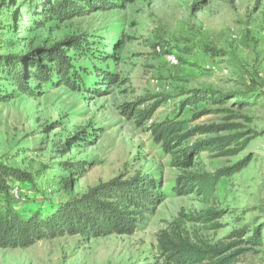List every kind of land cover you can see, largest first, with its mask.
I'll return each instance as SVG.
<instances>
[{
    "label": "rangeland",
    "instance_id": "rangeland-1",
    "mask_svg": "<svg viewBox=\"0 0 264 264\" xmlns=\"http://www.w3.org/2000/svg\"><path fill=\"white\" fill-rule=\"evenodd\" d=\"M115 3V8L64 22L41 20L42 26L16 34L22 39L14 53L64 45L80 36L89 41L90 53L68 49L79 88L43 84L35 95L12 90L13 98L0 101V160L30 173L35 181V186H21L23 196L11 206L26 215L46 212L53 204L115 178L143 175L154 179L165 199L146 214L133 235L90 240L66 235L25 249L0 248V264H163L158 237L176 221L192 241L215 244L236 231L258 227L264 236V0ZM103 53L111 54L110 60L94 57ZM170 55L178 60L177 66L167 61ZM108 76L114 81L105 84ZM196 89L228 98L250 95L257 102L239 105L228 99L182 109L186 93ZM140 99L147 104L164 100L144 126L122 109ZM175 119L189 121L191 128L239 127L196 137L191 144L229 134H244L250 140L235 156L205 151L194 157L192 168L183 169L149 131L152 122ZM243 162L232 176L219 180L208 200L196 193L174 192L185 173L214 174ZM209 213L216 218L189 221ZM244 247L251 251L238 264H264V242Z\"/></svg>",
    "mask_w": 264,
    "mask_h": 264
},
{
    "label": "trees",
    "instance_id": "trees-1",
    "mask_svg": "<svg viewBox=\"0 0 264 264\" xmlns=\"http://www.w3.org/2000/svg\"><path fill=\"white\" fill-rule=\"evenodd\" d=\"M115 6V0H0V101L13 98L15 92L12 90L35 95L43 84H65L79 88L81 83L77 79L79 75L73 63L74 57L69 55L68 49L82 55L90 53L89 41H84L85 36L69 38L63 42L64 45L60 43L51 48L14 53L18 40L22 39L17 33H26L42 26L41 20L64 22ZM207 51L214 52L212 49ZM94 57L108 61L112 56L103 53ZM111 81L114 79L108 76L105 84ZM30 83H35L36 87L31 88ZM186 94L188 96L182 101V109L200 106L205 102L224 104L228 99H236L239 105L257 102L255 97L239 93L229 98L219 92L202 89L191 90ZM147 101L140 99L123 105V114L134 118L138 125H146L164 100L152 104H147ZM142 106L145 107L142 109ZM209 112L202 111L195 118ZM226 118L231 119L230 116ZM238 128L237 125L228 124L191 128L189 121L176 119L152 122L149 125V131L156 142L173 157L174 165L183 169L192 168L194 157L198 158L205 151L219 157L237 155L250 140L244 134L200 139L195 144L189 142L196 137ZM245 164L243 162L214 174L185 173L179 178L174 192L180 196L196 193L208 200L220 179L232 176ZM14 182L22 186H35L33 175L0 160V248L3 249H25L44 239L66 235H78L89 240L113 235L130 236L137 232L146 214L165 199L151 177L143 175L130 180L118 177L83 195L53 204L46 212L34 210L26 215L11 206L13 198L10 190ZM215 218L209 213L202 217H192L189 221L208 222ZM181 226V222L176 221L158 237L159 257L163 264H238L251 251L244 246H262L264 242L261 227L236 231L225 240L212 244L204 239L192 241L183 234ZM249 233L251 236L245 238Z\"/></svg>",
    "mask_w": 264,
    "mask_h": 264
},
{
    "label": "built area",
    "instance_id": "built-area-1",
    "mask_svg": "<svg viewBox=\"0 0 264 264\" xmlns=\"http://www.w3.org/2000/svg\"><path fill=\"white\" fill-rule=\"evenodd\" d=\"M167 61L173 65L177 66L179 64L178 60L174 55H170L167 57ZM21 183L16 182L15 184L12 185L11 190H10V195L13 198L14 201L19 200L22 198V187Z\"/></svg>",
    "mask_w": 264,
    "mask_h": 264
}]
</instances>
